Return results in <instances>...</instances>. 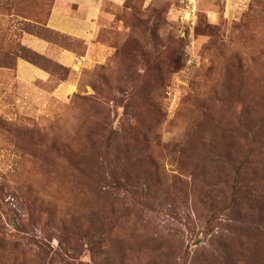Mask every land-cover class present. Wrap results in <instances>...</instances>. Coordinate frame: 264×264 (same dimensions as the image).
<instances>
[{
    "label": "rangeland",
    "instance_id": "obj_1",
    "mask_svg": "<svg viewBox=\"0 0 264 264\" xmlns=\"http://www.w3.org/2000/svg\"><path fill=\"white\" fill-rule=\"evenodd\" d=\"M51 7L0 0V264H264V0L109 5L74 70Z\"/></svg>",
    "mask_w": 264,
    "mask_h": 264
},
{
    "label": "crops",
    "instance_id": "obj_2",
    "mask_svg": "<svg viewBox=\"0 0 264 264\" xmlns=\"http://www.w3.org/2000/svg\"><path fill=\"white\" fill-rule=\"evenodd\" d=\"M52 7L42 28L68 40L87 44L86 52L81 54L72 44H66L41 32L25 33L24 45L39 56L70 70L91 59L93 41L107 14V7L121 4L125 0H51ZM18 77L24 82L35 80L51 81L54 72L44 65L24 57L16 63ZM62 95L68 93L69 82L59 85Z\"/></svg>",
    "mask_w": 264,
    "mask_h": 264
},
{
    "label": "built area",
    "instance_id": "obj_3",
    "mask_svg": "<svg viewBox=\"0 0 264 264\" xmlns=\"http://www.w3.org/2000/svg\"><path fill=\"white\" fill-rule=\"evenodd\" d=\"M189 2H194V1H196V0H188Z\"/></svg>",
    "mask_w": 264,
    "mask_h": 264
}]
</instances>
